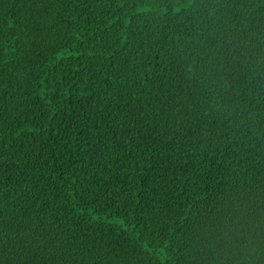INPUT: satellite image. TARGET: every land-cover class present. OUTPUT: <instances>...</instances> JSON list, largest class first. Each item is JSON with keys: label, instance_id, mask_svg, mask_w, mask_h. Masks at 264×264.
<instances>
[{"label": "trees", "instance_id": "16d2710c", "mask_svg": "<svg viewBox=\"0 0 264 264\" xmlns=\"http://www.w3.org/2000/svg\"><path fill=\"white\" fill-rule=\"evenodd\" d=\"M0 264H264V0H0Z\"/></svg>", "mask_w": 264, "mask_h": 264}]
</instances>
